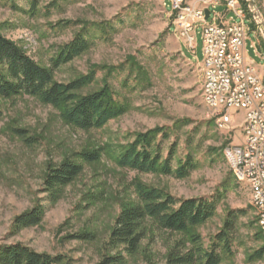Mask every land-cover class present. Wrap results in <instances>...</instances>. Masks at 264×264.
Wrapping results in <instances>:
<instances>
[{"label":"rangeland","instance_id":"374dc122","mask_svg":"<svg viewBox=\"0 0 264 264\" xmlns=\"http://www.w3.org/2000/svg\"><path fill=\"white\" fill-rule=\"evenodd\" d=\"M0 0V33L21 47L39 65L51 68L58 51L80 36L87 48L52 70V80L67 83L81 76L91 82L78 94L107 87L122 114L98 128L80 129L63 120L60 109L38 97L19 93L0 97V245L21 243L63 264H164L173 245L207 248L221 230L229 210H244L234 225L231 253L220 264H264L251 259L263 239L256 234L250 190L231 170L224 147L241 140V113L234 129H219L201 93L202 42L196 56L170 27L166 0ZM252 4L264 19L261 0ZM222 11L223 8L218 9ZM258 21L257 12H248ZM254 28V26H252ZM256 53L246 36L244 55L264 82V27L256 26ZM263 59V60H262ZM198 61V62H197ZM158 132L162 156L173 150L172 166L190 156L196 167L184 178L144 173L119 166L118 152L137 134ZM100 150L93 162L79 152ZM81 163L68 184L45 191L49 167L64 160ZM138 185L154 187L176 198L216 201L213 216L184 232L156 227L145 218L143 236L133 254L107 244L117 214L138 203ZM41 210L38 224L15 229V216Z\"/></svg>","mask_w":264,"mask_h":264},{"label":"trees","instance_id":"16d2710c","mask_svg":"<svg viewBox=\"0 0 264 264\" xmlns=\"http://www.w3.org/2000/svg\"><path fill=\"white\" fill-rule=\"evenodd\" d=\"M86 48V41L77 36L58 51L52 59V67L47 68L0 33V97L8 98L19 93L36 96L43 103L59 108L63 120L77 128L103 126L124 111L107 87L82 95L77 91L91 82V76H81L67 83L52 80L53 68L72 60ZM157 134L155 130L137 134L118 152L115 158L117 164L138 172L186 177L196 167L195 162L186 156L173 167L174 152L170 148L168 154L162 156L161 146L155 142ZM78 157L83 162H93L99 159L100 150L79 152ZM81 170V163L67 159L56 167H49L43 179L45 191L51 192L70 183ZM136 194L138 203L121 209L107 240L109 246H121L128 254H133L138 247L145 218L153 219L159 229L184 232L205 222L213 216L216 208V201L212 199L176 198L161 189L144 185L137 186ZM243 214L244 210H229L221 230L212 237L207 248H203L196 237L192 238L194 246L186 250L180 245H173L164 264H220L222 256L231 253L233 228ZM40 219L41 210L32 208L15 216L12 225L20 229L36 225ZM256 234L261 236L259 228ZM263 255L264 245H261L250 257L260 259ZM112 258L105 259L102 264L110 263ZM63 259V256L38 252L21 243L0 245V264H63Z\"/></svg>","mask_w":264,"mask_h":264},{"label":"built area","instance_id":"2783aa9c","mask_svg":"<svg viewBox=\"0 0 264 264\" xmlns=\"http://www.w3.org/2000/svg\"><path fill=\"white\" fill-rule=\"evenodd\" d=\"M261 4L264 9V0ZM165 8L170 27L193 56L200 35L201 93L209 95L207 109L216 126L234 129L232 116L241 113V140L223 151L232 155L231 170L252 176L251 203L257 204L264 234V82L244 55L246 36L264 27V19L252 0H166ZM248 12H257L258 21H249ZM251 47L255 50V44Z\"/></svg>","mask_w":264,"mask_h":264},{"label":"bare ground","instance_id":"6f19581e","mask_svg":"<svg viewBox=\"0 0 264 264\" xmlns=\"http://www.w3.org/2000/svg\"><path fill=\"white\" fill-rule=\"evenodd\" d=\"M201 92H203V85H201ZM202 99H203L205 106L207 107V103H209V95L202 93ZM224 156L227 159L228 163L230 164L231 168H233V158H232V155L229 154V151H224ZM233 170H235V172L243 179V181L248 186L249 190L253 191L252 176H244L242 170H240V169H233ZM250 201H251V193H250ZM251 204L255 209V213L257 216L256 217L257 226L260 230V233H261V236H262L263 242H264V234L262 233V224H261V221H259V219H258L257 204L256 203H251Z\"/></svg>","mask_w":264,"mask_h":264},{"label":"crops","instance_id":"0c3cea01","mask_svg":"<svg viewBox=\"0 0 264 264\" xmlns=\"http://www.w3.org/2000/svg\"><path fill=\"white\" fill-rule=\"evenodd\" d=\"M252 35H253V37H254V39H253V41H252V43H251V45H253V44H255V50L253 49V51L256 53V44H257V39L255 38V35H254V33H252V32H250ZM245 42H246V40H245ZM246 44V43H245ZM250 45V46H251ZM245 48V47H244ZM257 54V53H256ZM257 56H259L258 54H257ZM260 58H262L261 56H259ZM245 58H246V60L248 61V62H250V63H252L253 64V66H254V68L255 69H257L256 67H255V65H254V63L252 62V60L251 59H248L246 56H245ZM263 60V59H262Z\"/></svg>","mask_w":264,"mask_h":264},{"label":"water","instance_id":"95a60500","mask_svg":"<svg viewBox=\"0 0 264 264\" xmlns=\"http://www.w3.org/2000/svg\"><path fill=\"white\" fill-rule=\"evenodd\" d=\"M205 13H206V17H207V15H208V10H205Z\"/></svg>","mask_w":264,"mask_h":264}]
</instances>
